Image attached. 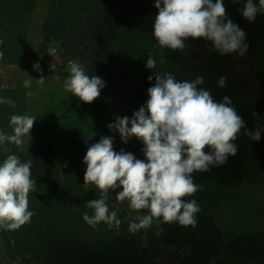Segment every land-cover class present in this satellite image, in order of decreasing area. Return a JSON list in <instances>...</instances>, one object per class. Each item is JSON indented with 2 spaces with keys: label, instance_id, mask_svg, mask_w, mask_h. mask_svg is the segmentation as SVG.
<instances>
[{
  "label": "trees",
  "instance_id": "obj_1",
  "mask_svg": "<svg viewBox=\"0 0 264 264\" xmlns=\"http://www.w3.org/2000/svg\"><path fill=\"white\" fill-rule=\"evenodd\" d=\"M41 2L0 0V51L4 53L0 70L21 66L35 75L38 69L34 65L44 69L56 53L81 64L87 75L100 77L105 86L92 103L78 98L69 115L78 127L76 137L80 131L85 133V146L65 148L59 146L58 140L40 134L23 137L19 146L0 143V162L12 154L21 162L31 161V178L36 181L29 193V210L34 213L31 221L18 230L0 228V264H264V227L236 228V224L229 223L231 226H225L216 216L218 207L224 204L223 194L236 203L247 194L264 191V177L260 181L262 173L255 155L256 145L264 137V120L255 116L258 108L248 103L250 96L260 97L263 104L264 98L248 92L245 85L240 86L238 76L231 71L225 72L219 53V72H211L209 81L189 57L188 46L182 51H171L173 63L176 59L171 73L177 81L191 82L202 76L204 83L198 87L210 90L217 101L225 95L230 97L246 129H259L261 133L260 140L255 141L241 129L235 141V156H229L222 166L193 174L200 189L184 199H194L200 206L196 227L163 223L161 218L154 219L147 229L130 232L129 224L138 223L137 218L149 212H131L127 206H119L115 196L121 188L110 190L106 200L109 210L117 212L119 226L101 222L93 228L84 221L85 213L94 214L87 202L101 196L94 184H84L87 166L83 157L87 147L101 137L111 136L116 151L123 149L145 159L142 141L133 136L124 143L119 132L108 125L117 117L131 118L145 104L147 89L155 83L137 73L118 48L122 28L145 17L148 9L141 0H44V12L37 20ZM229 18L247 33V53L255 52L259 47L255 21L245 20L241 11ZM236 56L233 53V59L237 60ZM237 58L244 63L242 56ZM59 74L64 88L70 69ZM221 76L227 78L223 87L216 81ZM0 97L15 102L14 106L0 103V131L11 135V116L28 115V87L24 81L5 84L0 77ZM208 177L216 181L221 192L207 189ZM159 229L163 231L158 235Z\"/></svg>",
  "mask_w": 264,
  "mask_h": 264
},
{
  "label": "clouds",
  "instance_id": "obj_2",
  "mask_svg": "<svg viewBox=\"0 0 264 264\" xmlns=\"http://www.w3.org/2000/svg\"><path fill=\"white\" fill-rule=\"evenodd\" d=\"M231 2H243L241 15L249 22L264 12V0H258V6L254 0ZM154 6L158 14L154 18L153 35L161 47L182 51L185 41L192 38L210 41L221 55L244 56L247 52V33L228 17L224 0H154ZM3 55L0 51V59ZM68 64L70 76L65 80V90L85 103L94 102L105 82L98 76L87 75L78 62L70 60ZM34 67L38 69L39 65ZM146 67H156L151 53ZM153 78L155 83L147 89L145 104L131 118L117 117L108 125L109 129L119 132L124 143L133 136L142 141L145 159H138L123 149L116 151L111 136L101 137L87 147L83 157L87 166L84 184H94L101 192L100 198L87 202L94 214L83 215L84 221L93 228L101 222L109 226L121 223L117 212L110 211L106 203L109 191L118 188L122 189L116 192L118 201L127 200L131 209L149 212L138 217V223L129 224L130 232L147 229L154 219L161 218L163 223L196 227L200 206L194 199H184L200 189L193 174L222 166L229 156H235L238 151L235 141L241 129L252 140H260V130L246 129L230 97L225 95L217 101L210 90L198 87L204 83L202 76L191 82L177 81L171 73L155 72L147 77L149 81ZM37 80L43 83L44 78ZM226 81L221 76L218 85L223 87ZM30 84V80L24 81L25 87ZM0 103L15 104L2 97ZM35 120L29 115H12L13 134L0 131V143L21 145ZM35 184L31 178V161L21 162L12 154L0 163V228L18 230L31 221L34 213L29 210V193ZM162 231L159 229L157 234Z\"/></svg>",
  "mask_w": 264,
  "mask_h": 264
},
{
  "label": "rangeland",
  "instance_id": "obj_3",
  "mask_svg": "<svg viewBox=\"0 0 264 264\" xmlns=\"http://www.w3.org/2000/svg\"><path fill=\"white\" fill-rule=\"evenodd\" d=\"M41 1V6L38 8L36 15L37 20L41 19L44 12V0ZM254 2H256L258 6V0H254ZM141 3L147 7L148 14L122 28L118 40V48L122 53L121 56L126 59L140 75L150 76L155 72L161 75L171 73L170 69L174 64L176 65V59L174 63L171 59L172 57L170 54L172 50L161 47L158 40L153 35L154 18L158 14V9L154 6L153 0H141ZM224 4L227 9L228 17L243 8V2L232 3L231 0H224ZM233 22L237 23L235 20H233ZM254 23L259 33L258 49L252 54L246 52L243 58L244 63L237 58V53V60L233 59V53L222 55L220 60L221 63L224 64L223 67L225 72L231 71L236 77L238 76L237 80L240 86H246L248 64L250 70L249 88L259 91L264 95V12L257 14ZM197 40L199 41L198 43L195 41L193 43L192 38H189L185 41V44L186 47H189V57L195 60V63H198V65H196L198 71L202 72L201 74H203L205 81H209V76L212 75L211 72L215 71V74L219 72L220 60L216 55L218 51L212 46L210 41L204 39ZM148 53H151L156 61L155 69L146 67ZM245 61H247V64ZM68 62L69 61L63 59L59 54L55 53L51 58V63L44 67V69L38 68V72L35 75H31L29 71H25L21 66H10L0 70V77L5 84L12 85L19 81H31V84L28 86V115L35 117L36 120L33 128L30 130L29 136L32 134H40L45 138L56 139L58 140L59 146L65 148H69L70 146H85L83 138L86 136L83 131H80L81 135L76 137V132H79L78 130L75 131V129H78V127L69 118V115L73 113L71 110L76 104L78 97L70 92L71 95H68L61 86L63 81L60 79L61 76L59 72L69 69ZM215 63H217L216 66H213ZM179 64L180 58L178 59V65ZM52 65H54V68ZM42 77L44 78L43 83H39L37 79ZM257 95L262 96L260 94ZM249 102L258 108L256 113L259 115L255 114V116L261 118V122H263L264 104L261 103L260 97L250 96L248 103ZM260 108L262 111H260ZM259 145L262 146L260 149H258ZM256 146L255 155L258 169H260L262 173L261 178L259 177L261 181L264 177V137H262ZM206 181L208 184L207 189L222 191V188L213 178L208 177ZM223 196L224 204L218 207L219 212L216 215L223 225L228 226L231 224L235 226L233 224H236V228L241 227L246 229L264 227V215H261V213L264 212L263 190H260V192L255 195L247 194L242 201L236 203L230 200V197L226 198L225 194H223ZM117 204L119 206L122 204L127 206L131 212L135 211L130 208L128 201L120 202L117 200ZM243 220L245 221L243 222ZM237 223L240 224L237 225Z\"/></svg>",
  "mask_w": 264,
  "mask_h": 264
},
{
  "label": "water",
  "instance_id": "obj_4",
  "mask_svg": "<svg viewBox=\"0 0 264 264\" xmlns=\"http://www.w3.org/2000/svg\"><path fill=\"white\" fill-rule=\"evenodd\" d=\"M154 1V0H153ZM194 41L196 42V43H198L199 41L197 40V39H194ZM243 58H244V56H243ZM246 62V64H247V61H245ZM247 70H248V76H247V80H246V88H247V90L249 91V92H251V93H253V94H260V95H262V96H264L261 92H259V91H256V90H251L250 88H249V75H250V70H249V66H248V64H247ZM262 146H258V149H260Z\"/></svg>",
  "mask_w": 264,
  "mask_h": 264
}]
</instances>
